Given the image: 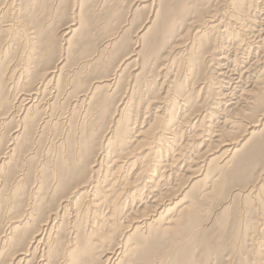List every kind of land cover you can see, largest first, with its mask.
<instances>
[{"label":"bare ground","instance_id":"obj_1","mask_svg":"<svg viewBox=\"0 0 264 264\" xmlns=\"http://www.w3.org/2000/svg\"><path fill=\"white\" fill-rule=\"evenodd\" d=\"M62 3L71 12L65 5L56 23ZM141 4L150 18L129 50L131 27L115 24ZM93 30L105 35L98 55ZM120 41L112 69L105 55ZM127 59L142 68L121 93ZM82 107L88 119L75 135ZM61 121L59 155L33 168L32 145ZM4 192L17 207L1 244L18 246L4 264L37 254L40 264H130L157 233L179 239L176 264H264V0H0ZM218 201L222 230L209 237L204 221Z\"/></svg>","mask_w":264,"mask_h":264},{"label":"rangeland","instance_id":"obj_2","mask_svg":"<svg viewBox=\"0 0 264 264\" xmlns=\"http://www.w3.org/2000/svg\"><path fill=\"white\" fill-rule=\"evenodd\" d=\"M63 4V3H62ZM48 5H49V7L47 8V13H49L48 12V9L50 10V7L52 6V8H53V6L55 5V3L53 2V1H49V3H48ZM66 4L64 3L63 5H61V7H59V8H57V9H53L51 12H53V11H56V13H55V16H56V23H58L61 19H62V17H61V12H62V8H63V10H64V6H65ZM144 4H141L140 6H139V9L138 10H136L135 12H134V10L133 11H131V8L130 9H128V11L129 12H131V13H129L128 11H124L123 13H125V14H123L122 13V19L120 18L119 19V21L115 24V26H119V23H122L123 21H124V23L125 24H128L127 26H126V28H128V27H131L130 29V32L128 33V36L127 37H125V38H130V42H129V46H130V48H129V50L130 49H132V48H136V44H137V42L136 43H133V41L132 40H134V34H135V32H136V30L138 29V28H140L139 26H142V24H145L146 23V18H147V20H149V15H150V7H142ZM68 6V7H67ZM39 9V7L37 8V10ZM69 9H71V4L69 3V4H67L66 5V11L68 12V10ZM127 10V9H126ZM59 11H61V12H59ZM69 12H71V10H69ZM126 12H127V14H126ZM132 12H134V13H132ZM149 17V18H148ZM145 19V20H144ZM127 21V22H126ZM131 21V22H130ZM145 21V22H144ZM74 22V21H73ZM140 22H142V23H140ZM133 24V25H132ZM131 25V26H130ZM137 26V27H136ZM74 27H78V25H75ZM63 28H65V26H63L62 27V29ZM125 28V29H126ZM135 28H137V29H135ZM135 30V31H134ZM133 32H134V34H133ZM57 33V32H56ZM92 33H95V34H92L91 35V37H92V42H91V45H90V49H92V51H91V53H95V54H99L98 53V46H99V44H101V40H104L103 38L105 37V35H101V33H99L98 31H95V30H93V32ZM94 35V36H93ZM102 36V38H100ZM125 36V35H124ZM100 38V39H99ZM124 38V37H123ZM124 38V39H125ZM98 39H99V41H98ZM123 39V40H124ZM58 40L59 41H61V38H58ZM96 43H95V42ZM93 42L95 43L94 45H93ZM98 42V43H97ZM121 41L116 45V47H115V50L113 49L112 50V52H110V53H107L106 55H105V61H107L109 64H110V62H111V65H110V67L112 68L113 66H114V64L117 62V60L119 59V57H121V54L122 53H124V51H123V49H120V47H121ZM118 45H119V47H118ZM133 45V46H132ZM138 45H139V43H138ZM97 50H96V49ZM141 47H139L138 49H140ZM96 50V51H95ZM116 51V52H115ZM115 52V53H114ZM111 53H112V55H111ZM118 53V54H117ZM120 53V54H119ZM94 54V55H95ZM130 55V54H129ZM115 56H117V57H115ZM78 58V57H77ZM77 58H75L74 60H72V63L70 64V65H74V63L75 62H73V61H77L78 59ZM110 58V59H109ZM112 58V59H111ZM114 58H116V59H114ZM135 58V57H134ZM134 58H132V59H134ZM71 59H73L72 57H71ZM132 59H127V60H125L124 61V63L122 64V65H120V67H122V66H124V67H126V70H124V74H123V81H122V84L123 85H121V89H120V91H121V93H122V91H127L126 90V88H128V86H129V88H130V83L131 82H134V80H132L133 79V74L134 73H137L138 71H140L141 70V68L142 67H139V65H136V63L134 62V61H132ZM113 61V63H112V61ZM110 61V62H109ZM16 63V59L15 60H13L11 63H10V65L12 64V63ZM134 64V65H133ZM73 65H72V69H71V71H75V70H77V64L76 65H74V67H73ZM116 65V64H115ZM126 65V66H125ZM135 66H136V68L137 67H139V69H137V70H132L133 68H135ZM119 67V68H120ZM128 67V68H127ZM93 68V67H92ZM92 68H83V69H79L78 70V74L80 73V75L82 76V74H84L83 76H82V79L84 80L86 77L85 76H87L88 78L89 77H91V76H89V75H91L90 73H92L93 71V69ZM75 69V70H74ZM113 69V68H112ZM84 70V71H83ZM91 71V72H90ZM130 71V72H129ZM85 72H86V74H85ZM88 72V73H87ZM134 72V73H133ZM132 75V76H130V74ZM84 77V78H83ZM87 78V79H88ZM129 78V79H128ZM90 79V78H89ZM88 79V80H89ZM129 80V81H128ZM127 81V83H125ZM131 81V82H130ZM124 82V83H123ZM125 84V85H124ZM128 84V85H127ZM127 85V86H126ZM125 88V89H124ZM124 89V90H123ZM124 93V92H123ZM118 97V95L115 97V98H117ZM115 98H113V99H115ZM72 100V99H71ZM69 101L68 100H66V102H65V100H64V98L62 99V101L61 102H59L60 104H58V107H57V110H58V108H60L59 109V114L61 115V117L60 118H62L61 120H63L64 121V119H66L67 117H68V115H69V113H68V111H69V103H68ZM65 104V105H64ZM60 105V106H59ZM64 106V107H63ZM68 106V107H67ZM61 108H63V109H61ZM64 108H66V109H64ZM63 110V111H62ZM67 110V111H66ZM67 112L66 114H68V115H65V112ZM80 111V112H79ZM63 112V113H62ZM78 113H79V115H78ZM80 113H82V114H80ZM86 117H85V116ZM77 118H73V120H75V121H73L72 122V127H74V128H76V131H77V133H75L76 131L75 130H73V129H71L73 132H74V134L75 135H78L79 134V129L80 128H77V127H81V129L85 126V124L84 123H86L87 122V119H88V117H87V115L84 113V108L82 107L81 108V110H80V108L78 109V112H77ZM85 118H84V117ZM65 117V118H64ZM83 117V118H82ZM79 118V119H78ZM82 120V122H81V120ZM111 119V118H110ZM109 119V120H110ZM78 120H79V122H78ZM85 120V121H84ZM63 121H61V123L60 124H58V126H54L53 125V127L51 128V127H49L46 131H45V133H44V135L43 136H41L42 138H40V140L36 143V144H34V147H33V145H32V150H31V152L33 151V152H35V153H37L36 155H35V159H34V161H33V168H38L39 166H40V164L42 163V162H44L45 160L47 161L48 160V158L50 157H52V159H56L57 158V156L59 155V153H60V147H59V145H60V143H59V141L61 142V138H64V135H66V133H68V127H69V124L68 125H66V123H63ZM77 122V123H76ZM63 123V124H62ZM74 123V124H73ZM65 124V125H64ZM77 126V127H76ZM57 127V128H56ZM261 127V126H260ZM50 128H51V130H50ZM53 129V130H52ZM66 129V131L64 132V130ZM49 130V131H48ZM38 131V130H37ZM36 131V132H37ZM51 132V133H50ZM38 133V132H37ZM63 133V134H62ZM39 134V133H38ZM50 136V137H49ZM61 137V138H60ZM59 140V141H58ZM52 143V144H51ZM59 143V144H58ZM58 145V147H57V145ZM56 147V148H55ZM52 148H54V149H52ZM58 148V149H57ZM56 150V151H55ZM48 151V152H47ZM50 152V153H49ZM59 152V153H58ZM58 153V154H57ZM48 154V155H47ZM53 155H54V157H53ZM57 155V156H56ZM44 160V161H43ZM40 161V162H39ZM42 161V162H41ZM39 162V163H38ZM36 165H37V167H36ZM248 172V171H247ZM34 170L33 171H31V174H30V176H29V188L31 187V183L33 182V180H34V178H35V176H34ZM242 174H244V172H233V173H229L228 174V176H227V179H236V178H238V177H240V176H242ZM247 174V173H246ZM233 185V186H232ZM237 187H239V185H236V184H231V185H229L227 188H226V190L224 189V196H222V199H224V201H226V200H228V198H229V196H230V194L232 193V191L235 189V188H237ZM30 193V192H29ZM31 194V193H30ZM8 195V192H4L3 194H1L0 193V196H1V198H0V201H2V203L1 204H3V205H1V207L2 208H0L1 209V211H0V220H2V221H0L1 223H3V224H0V225H2V226H4V223H5V228H4V230H3V227L2 226H0V232H1V238H2V235H4L5 233H7L8 231H9V228H8V226H9V220H10V218L11 217H13V216H15L16 215V207H17V203H16V207L15 206H12L11 205V203L10 202H12L9 198H6V199H9L8 201H6V199L4 200V198H3V196H7ZM29 195V194H28ZM184 195H181L179 198H182ZM9 197V196H8ZM5 201L6 202H8V203H5ZM10 201V202H9ZM220 201H218L217 203H214V206H213V204H212V208L214 209H211L212 210V212H211V217H213V218H209V219H206V220H208V221H204V228H203V230L205 229L206 231H207V229H208V231H207V233H208V235H209V237L211 236V237H215L216 235H218V236H220L219 234L221 233V230H222V227H221V219H222V216L220 215L221 214V209H220V207H219V205H217V206H215L216 204H218ZM5 203V204H4ZM236 203V202H235ZM9 206H8V205ZM4 207V208H3ZM6 207V208H5ZM217 207V208H216ZM12 208V209H11ZM7 209H9L10 211H11V213H10V211L8 210L7 211ZM4 210V211H3ZM6 210V211H5ZM217 213V214H216ZM219 213V214H218ZM3 214V215H2ZM4 216V217H3ZM216 217V218H215ZM4 218V219H3ZM214 221H213V220ZM220 219V220H219ZM6 221V222H5ZM207 222V223H206ZM217 222V223H216ZM8 224V225H7ZM68 223H66V228L68 227V225H67ZM215 224H217V225H215ZM2 227V228H1ZM207 227V228H206ZM209 227V228H208ZM214 227V228H213ZM6 229V230H5ZM219 229H220V231H219ZM217 232V233H216ZM67 233V232H66ZM219 233V234H218ZM68 234V233H67ZM66 234V235H67ZM161 234V233H160ZM170 235H171V233H169ZM169 234H162V235H160L159 236V234L157 233V235H155V236H157V237H154V236H150L151 237V239H150V241H149V238L146 240V241H140V242H138V244H137V248H135L132 252H131V254H130V259L129 258H127L128 256H129V254L126 256V260L127 261H129L130 262V264H135L136 262V264H169L170 262H171V264H176V257H174L176 254H177V252H175V251H178V247H179V245H180V242H179V239H176L175 238V236L174 235H169ZM215 234V235H214ZM164 235V236H163ZM167 235V236H166ZM162 236V238H163V240H161L162 238H160ZM218 236H216L217 238H218ZM164 237H165V239H164ZM171 238V239H169V238ZM1 238H0V248H2L1 246L4 244H1L2 243V240H1ZM155 238V239H154ZM166 238H168V239H166ZM186 239V238H185ZM168 240V241H167ZM174 241V242H172V241ZM178 241V243L176 244V241ZM167 241V242H166ZM169 241H171L170 243L172 244H170L169 243ZM184 241L185 240H183V241H181L182 242V245L181 246H183L184 248L182 249V255L184 256V254H186L187 253V251H188V245L186 246V244L184 243ZM149 242V243H148ZM139 243H141V244H139ZM9 245V247H8V245ZM156 244H157V246H156ZM184 244V245H183ZM6 245V246H5ZM5 245H3V247H4V249H5V253H4V255H2V257L0 258V264H4L9 258H10V254L15 250V249H18L17 247V245L16 244H14V245H12V244H9V243H5ZM164 248V249H162V247ZM174 245H176V246H174ZM8 247V248H7ZM152 247H154L153 249H152ZM157 247V248H156ZM158 247H160L159 249H158ZM173 247V248H172ZM175 247H177V248H175ZM6 248H7V250H6ZM10 248V249H9ZM172 248V249H171ZM136 249H137V252H136ZM161 249L163 250V251H165V252H160L159 253V251L158 250H160L161 251ZM170 249V250H169ZM176 249V250H175ZM173 250H175V251H173ZM149 252V253H148ZM158 252V254H159V257L162 255V254H164V255H166V256H161V258H159L158 257V254H154V253H157ZM176 253V254H174V253ZM170 253H172V254H174V255H172V254H170ZM134 254H135V256H134ZM7 257H6V256ZM40 256V254H37L36 255V258H34L32 261H30V264H40L41 262H39V259H41V256ZM153 255H157L156 257L155 256H153ZM175 258V259H172L173 257ZM137 256V257H136ZM149 256H152L151 258L149 257ZM169 256V257H168ZM134 257V258H133ZM147 257H149V258H147ZM159 258L158 260L157 259H154V258ZM164 257H168L167 259H165ZM8 258V259H7ZM38 258V259H37ZM147 258V259H146ZM146 260V261H144V260ZM149 259V260H148ZM154 259V260H153ZM164 259V260H163ZM169 259H171V260H169ZM103 260V259H102ZM100 261L99 262V264H104V263H102V262H104V261ZM151 260V261H150ZM174 260V261H173ZM36 261V262H35ZM38 261V262H37ZM139 261V262H138ZM149 263H148V262ZM156 261V262H155ZM159 263H158V262ZM166 261H168V263L166 262ZM2 262V263H1ZM135 262V263H134ZM143 262H145V263H143ZM126 264H129L128 262H126Z\"/></svg>","mask_w":264,"mask_h":264}]
</instances>
